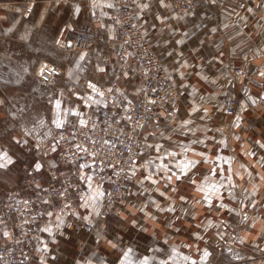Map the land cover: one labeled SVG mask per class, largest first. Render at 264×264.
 Returning a JSON list of instances; mask_svg holds the SVG:
<instances>
[{
	"label": "crops",
	"instance_id": "0c3cea01",
	"mask_svg": "<svg viewBox=\"0 0 264 264\" xmlns=\"http://www.w3.org/2000/svg\"><path fill=\"white\" fill-rule=\"evenodd\" d=\"M95 1L102 3L97 23L90 18ZM113 4L0 0V37H14L35 5L42 39L35 44L43 46L44 23L52 20L68 23L67 37L62 28L54 37L57 49L61 37L88 33L84 51L73 55L81 64L69 68L82 72V84L106 86L119 49ZM136 12L180 89V116L150 128L155 145L135 169L134 190L107 219L93 196L80 203L76 219L92 230L75 229L70 203L45 207L33 264H264V0H196L185 18L166 0H139ZM232 98L238 105L229 114ZM55 160L56 153L49 163ZM9 161L2 159L4 170ZM7 189L0 188V214Z\"/></svg>",
	"mask_w": 264,
	"mask_h": 264
},
{
	"label": "built area",
	"instance_id": "2783aa9c",
	"mask_svg": "<svg viewBox=\"0 0 264 264\" xmlns=\"http://www.w3.org/2000/svg\"><path fill=\"white\" fill-rule=\"evenodd\" d=\"M138 1L114 0L111 22L120 39L116 75L95 91L97 105L90 113L57 127L58 160L49 181L41 185L27 181L24 190L8 191L0 214V232L7 235L0 243V264L32 263L29 248L49 203H70L69 219L75 229L91 230V224L76 219L80 203L93 196L100 216L105 217L114 203L129 195L128 183L140 159L155 145L150 128L179 118L180 89L140 21ZM166 2L182 18L196 7V0ZM90 18L101 21V2L92 4ZM89 39L83 32L68 43L77 47ZM124 73L131 78L128 83L122 78ZM237 105L235 98L230 99L227 112L234 114ZM17 245L22 247L19 255Z\"/></svg>",
	"mask_w": 264,
	"mask_h": 264
},
{
	"label": "rangeland",
	"instance_id": "374dc122",
	"mask_svg": "<svg viewBox=\"0 0 264 264\" xmlns=\"http://www.w3.org/2000/svg\"><path fill=\"white\" fill-rule=\"evenodd\" d=\"M35 8V5L27 6V14L32 15V19L17 22L14 37H0V165L2 159L8 158L12 164L9 171L0 166V188H8L6 193L24 190L27 181H43L35 173L44 175L47 183L56 164V160L55 163L49 161L57 154L54 137L57 127L64 121L84 117L97 105L94 94L99 87L82 84L79 77L82 72L69 68L74 63L81 64V58L76 60L73 55L84 51L79 48L85 43L77 47L70 45L66 38L68 23L57 19L44 23L47 28L43 31V46L36 45L37 37L39 42L42 39L41 31L35 28ZM1 25L0 35L3 34ZM61 28L66 37L60 40H63V49H57L54 37ZM19 33L26 37L19 38ZM34 163L40 167H35ZM25 169L29 175L22 182ZM133 176L128 183L132 187L129 194L134 190ZM127 196L125 194L114 203L105 217L98 211L99 218L107 219ZM4 241L0 232V243ZM35 241L36 237L29 248L33 257L31 264L34 263ZM21 253L22 247L17 245L16 254Z\"/></svg>",
	"mask_w": 264,
	"mask_h": 264
},
{
	"label": "snow or ice",
	"instance_id": "6c2138e0",
	"mask_svg": "<svg viewBox=\"0 0 264 264\" xmlns=\"http://www.w3.org/2000/svg\"><path fill=\"white\" fill-rule=\"evenodd\" d=\"M9 162H10V161H9ZM0 166H2V165H0ZM36 167L39 168L40 166H39V165H36ZM178 178H179V177H178Z\"/></svg>",
	"mask_w": 264,
	"mask_h": 264
}]
</instances>
